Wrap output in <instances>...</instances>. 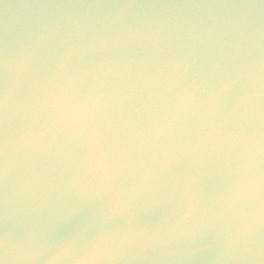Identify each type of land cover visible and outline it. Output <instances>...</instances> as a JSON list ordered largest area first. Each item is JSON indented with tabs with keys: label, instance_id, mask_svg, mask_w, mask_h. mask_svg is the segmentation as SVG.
<instances>
[{
	"label": "water",
	"instance_id": "1",
	"mask_svg": "<svg viewBox=\"0 0 264 264\" xmlns=\"http://www.w3.org/2000/svg\"><path fill=\"white\" fill-rule=\"evenodd\" d=\"M0 264H264V0H0Z\"/></svg>",
	"mask_w": 264,
	"mask_h": 264
}]
</instances>
